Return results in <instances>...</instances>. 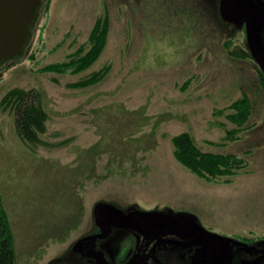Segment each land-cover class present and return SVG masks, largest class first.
Returning a JSON list of instances; mask_svg holds the SVG:
<instances>
[{
    "label": "rangeland",
    "instance_id": "obj_1",
    "mask_svg": "<svg viewBox=\"0 0 264 264\" xmlns=\"http://www.w3.org/2000/svg\"><path fill=\"white\" fill-rule=\"evenodd\" d=\"M48 1L24 56L0 66V101L13 87L39 89L49 114L42 138L57 143L25 142L14 113L0 108V192L17 264L74 262L73 245L94 229L100 202L185 209L212 228L264 233V89L253 67L228 56V35L197 19L200 0H50L45 13ZM105 14L108 41L90 67L37 70L64 60ZM107 64L101 81L68 86ZM244 93L250 127L225 142L235 127L227 106ZM183 131L203 150L242 155L245 165L229 181L198 177L173 154L171 138Z\"/></svg>",
    "mask_w": 264,
    "mask_h": 264
},
{
    "label": "flooded vegetation",
    "instance_id": "obj_2",
    "mask_svg": "<svg viewBox=\"0 0 264 264\" xmlns=\"http://www.w3.org/2000/svg\"><path fill=\"white\" fill-rule=\"evenodd\" d=\"M204 10L196 16L211 25V31L227 34L223 46L229 57L241 61V67H253L257 83L264 89V0H200ZM213 32V33H214ZM215 32V33H216ZM118 208L125 213L134 207ZM140 210V209H139ZM187 214L207 231L222 237H209L194 227L187 217L179 226L167 225L152 232H140L115 224H97L81 235H96L72 252L71 264H264V233H229L212 228L185 209L171 207L141 209ZM104 229V230H103ZM75 242V243H76ZM62 264V263H61Z\"/></svg>",
    "mask_w": 264,
    "mask_h": 264
},
{
    "label": "trees",
    "instance_id": "obj_3",
    "mask_svg": "<svg viewBox=\"0 0 264 264\" xmlns=\"http://www.w3.org/2000/svg\"><path fill=\"white\" fill-rule=\"evenodd\" d=\"M50 7V0L45 5V13ZM110 20L108 14L99 16L91 29L87 41L81 43L74 51L69 52L64 60L52 62L41 66L39 72L54 73H78L90 67L103 53L108 41ZM35 57L32 51L30 59ZM16 59L15 61H18ZM14 61V60H13ZM111 70V65H104L99 70L81 80L70 82V87H85L101 81ZM55 81L58 79L53 78ZM0 108L10 110L14 113L15 125L18 135L27 143L34 145H56L49 143L42 138L47 131L49 114L42 103V92L39 89H25L13 87L9 89L1 98ZM229 112L226 118L235 124V127L227 129L225 142L236 141L241 132L250 127L248 123L253 113L252 99L244 93L228 106ZM226 108L218 109V113L223 114ZM173 154L175 158L189 171L205 180H219L235 175L245 165L242 155L234 152H214L203 150L197 143L193 134L183 131L172 138ZM62 140L59 143L66 142ZM223 142V143H225ZM217 143V144H223ZM66 231L63 232V236ZM59 237L58 239L63 238ZM0 264H17L15 236L5 208L3 196L0 192Z\"/></svg>",
    "mask_w": 264,
    "mask_h": 264
},
{
    "label": "water",
    "instance_id": "obj_4",
    "mask_svg": "<svg viewBox=\"0 0 264 264\" xmlns=\"http://www.w3.org/2000/svg\"><path fill=\"white\" fill-rule=\"evenodd\" d=\"M44 0H0V66L7 62L20 59L24 56L30 42ZM97 224H115L123 228H134L140 232H152L167 225L179 226L187 217L191 218L194 227L208 234L209 237H222L219 234L207 231L195 218L187 214H173L162 211H143L133 209L125 213L117 206L100 202L94 207ZM104 230V229H103ZM96 235L79 239L76 250L85 240ZM130 261L126 264H133ZM100 264V263H99ZM104 264V263H103Z\"/></svg>",
    "mask_w": 264,
    "mask_h": 264
}]
</instances>
